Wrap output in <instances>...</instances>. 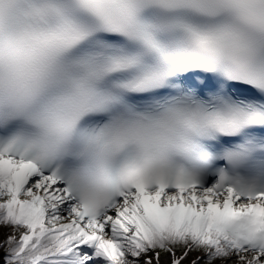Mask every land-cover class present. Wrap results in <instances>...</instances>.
Listing matches in <instances>:
<instances>
[{"label": "snow or ice", "instance_id": "6c2138e0", "mask_svg": "<svg viewBox=\"0 0 264 264\" xmlns=\"http://www.w3.org/2000/svg\"><path fill=\"white\" fill-rule=\"evenodd\" d=\"M0 264H264V0H0Z\"/></svg>", "mask_w": 264, "mask_h": 264}]
</instances>
